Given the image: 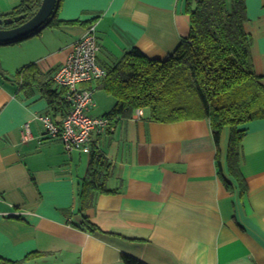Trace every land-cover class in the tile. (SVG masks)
I'll return each mask as SVG.
<instances>
[{"label":"crops","instance_id":"obj_1","mask_svg":"<svg viewBox=\"0 0 264 264\" xmlns=\"http://www.w3.org/2000/svg\"><path fill=\"white\" fill-rule=\"evenodd\" d=\"M22 1L0 0V16ZM58 5L56 26L0 43V256L20 260L40 252L25 264H125L124 253L145 264H264V118L246 125L240 169L247 190L241 193L227 168L229 127L218 146L219 165L209 118L157 122L147 109L142 118L134 112L111 117V129L94 135L91 145L111 163L107 185L114 192L95 196L86 213L98 229L85 226L79 193L92 150L67 152L45 134L40 117L60 124L66 113L53 109L41 84L24 86L17 72L34 65L53 77V87L64 88L54 74L93 24L106 70L135 47L167 60L191 24L185 0ZM247 16L254 68L264 84V0H247ZM81 86L95 89L90 114L109 116L116 99L94 82Z\"/></svg>","mask_w":264,"mask_h":264},{"label":"trees","instance_id":"obj_2","mask_svg":"<svg viewBox=\"0 0 264 264\" xmlns=\"http://www.w3.org/2000/svg\"><path fill=\"white\" fill-rule=\"evenodd\" d=\"M190 17L191 30L173 55L167 60L148 58L139 48L127 52L114 66L108 68L105 77L94 80L98 88L116 99L110 113L132 116L137 108L147 109L149 118L157 122L173 123L187 119L209 118L217 149L223 129L230 128L227 154L229 175L238 183L241 193L247 190V183L240 169L241 144L246 134V125L264 118L263 76L254 68L251 54V36L245 29L247 0H185ZM42 0H23L8 15L0 16V28L5 19L35 14ZM53 20L46 25H57L58 5ZM73 22V21H71ZM7 42H17L34 34ZM0 67V74L5 75ZM24 86L41 84L54 110L70 112L66 88L53 87V77L40 72L34 65L21 69L16 74ZM89 82V83H92ZM88 83V82H87ZM85 84V83H84ZM66 105V110L61 109ZM60 123V122H59ZM220 165V153L217 152ZM111 163L92 145V161L80 188V211L84 224L94 231L98 227L89 220L87 209L93 206L98 193H110L107 182ZM220 177L229 190L233 185ZM40 252H32L25 258L13 260L0 256V264H25L36 258ZM125 264H145L129 254H122Z\"/></svg>","mask_w":264,"mask_h":264},{"label":"built area","instance_id":"obj_3","mask_svg":"<svg viewBox=\"0 0 264 264\" xmlns=\"http://www.w3.org/2000/svg\"><path fill=\"white\" fill-rule=\"evenodd\" d=\"M101 45L95 24L72 47L67 60L55 72V81L66 88L70 112L62 123H56L51 115L40 117L45 134L60 139L67 152L79 150L91 152L94 135H101L111 129L110 116H94L90 110L96 106L94 89L81 85L105 77L107 71L98 62ZM143 108L134 111V117L142 118ZM27 131L29 125H26Z\"/></svg>","mask_w":264,"mask_h":264},{"label":"water","instance_id":"obj_4","mask_svg":"<svg viewBox=\"0 0 264 264\" xmlns=\"http://www.w3.org/2000/svg\"><path fill=\"white\" fill-rule=\"evenodd\" d=\"M58 3L59 0H42L40 7L30 18L26 19V15H18L15 18L5 19L4 23L6 25L23 20L24 22L10 27L0 28V43H7L24 38L47 25L54 16Z\"/></svg>","mask_w":264,"mask_h":264},{"label":"rangeland","instance_id":"obj_5","mask_svg":"<svg viewBox=\"0 0 264 264\" xmlns=\"http://www.w3.org/2000/svg\"><path fill=\"white\" fill-rule=\"evenodd\" d=\"M94 92H95V89H94Z\"/></svg>","mask_w":264,"mask_h":264}]
</instances>
